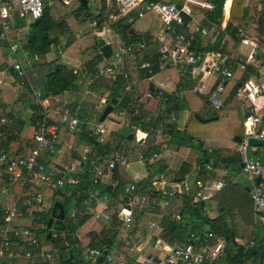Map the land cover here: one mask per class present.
<instances>
[{"label": "built area", "instance_id": "built-area-1", "mask_svg": "<svg viewBox=\"0 0 264 264\" xmlns=\"http://www.w3.org/2000/svg\"><path fill=\"white\" fill-rule=\"evenodd\" d=\"M43 2L44 0H0V46L5 42L8 44L10 51L7 57L11 62L16 82L20 87H30L35 105H44L45 101L42 99V91L29 84L26 63H29L31 59L25 55L22 57L18 55L19 47L9 36L8 31L17 14L20 17L30 15L35 19L40 18L45 8ZM115 2L118 6V13L111 14V20L126 18L128 22H133L136 17H144L148 12H152L162 21L163 31L170 29L174 34L173 43H163L155 60H144L139 64L141 70H146L152 74L155 65H158L160 70L170 65L177 67L181 74L187 71L196 73L195 65L199 64L200 61L203 62V57L196 53L192 48V40L183 31H180L178 26L184 23L185 16L192 17L194 15V7L213 10L215 6L211 1L185 0L182 4L159 0H115ZM232 4L233 0H224L222 5L223 26L212 23L209 28L203 27L200 30L203 36L211 32H218L220 28L225 27L231 14ZM99 13L100 11H96L95 14ZM91 25L97 27L98 19L96 17ZM239 35H241V45L249 48L246 60L238 63L239 69L245 70L247 64L256 59L260 46L257 41L245 33L244 28L239 29ZM64 44H66V40L61 38L60 43L56 45V50L61 56L63 55ZM130 52L131 48L121 46L117 50H112L109 57L105 56L104 60L94 67H89L88 64H80L73 68V71L86 80V87H90L97 79L103 77L110 80H117L120 77L128 78L130 74L124 65V56ZM38 59L39 56L35 54L33 60L37 61ZM203 71V77L200 78L194 91L199 95L206 96L210 106L220 110L225 107L222 99L225 91L224 83L234 76V69L223 63H210L204 66ZM7 76H9L7 70H0V81H3ZM206 76H215L218 80L210 89H206L203 85V79ZM166 87L167 82L164 80L156 82L159 98L165 97ZM236 87L235 98L244 104L248 110L243 121L244 131L239 141L241 166L243 174L246 175L251 184L250 191L256 217L263 224L260 245L264 247V155H250L249 148L251 146L248 143L249 137L264 140V77L261 79L246 78ZM119 115L121 116L122 112ZM173 119H175L174 116ZM13 121L12 115L0 110V125L12 124ZM61 122H66L71 130L78 128L77 120L70 118L67 113L62 115ZM60 123H48L46 120L37 122L31 137L34 145L27 155H12L1 144L0 137V168L4 169L9 183L17 184L24 191L17 196L15 202L5 204L3 207V224L0 229V264H61L57 259L58 247L54 242L40 245L38 229L41 224L35 220H39L41 215L50 209L47 201L49 196L46 194V190L55 193L57 190L65 189L67 185L76 187L85 179L82 177L83 172L88 174V179L85 180L90 183L88 194L83 201L85 212L97 222L109 223L110 225L116 220L115 229L118 240L128 245L133 243L130 231L136 219L134 207L147 205L148 190L139 191V186L136 183L128 184L125 188L127 199L115 206L109 196L102 193L99 188L104 177L111 175L118 164L128 165L125 153L116 149L119 142L112 137L105 120L88 122L86 127L89 133L94 135L100 144L110 142V158H99L93 155L89 149H83L77 157H72L71 154L75 145L68 143L65 146L67 150L65 160L60 163L53 160L46 161L44 159L45 153L51 156L61 155L59 146L62 145V141L58 134ZM156 156L154 155L150 160L153 161ZM206 169L211 174L216 175L217 178L211 182H205L202 179L197 180V191L194 197L196 200L211 199L216 192L225 188L229 180L233 178L232 167L222 162L211 161L206 164ZM0 192L2 194L9 192L7 184L0 182ZM74 193L81 195L82 191L76 188L68 191L67 194L72 196ZM56 200L62 201L60 198ZM77 212L78 209L75 208L72 216H75ZM155 226L156 223L152 222V227ZM56 236L57 232L54 234V237ZM255 244V241H251L249 245L254 246ZM82 246L84 245L82 244ZM84 247L85 256L90 261L88 264H96L97 259L104 255L98 247L87 245ZM224 249L225 239L213 231H207L203 234L193 233L181 244L166 245L163 251L157 255H145L139 252L130 261L107 253L106 264L213 263L220 258ZM16 260L19 262H13ZM72 264L77 263L73 262Z\"/></svg>", "mask_w": 264, "mask_h": 264}, {"label": "trees", "instance_id": "trees-1", "mask_svg": "<svg viewBox=\"0 0 264 264\" xmlns=\"http://www.w3.org/2000/svg\"><path fill=\"white\" fill-rule=\"evenodd\" d=\"M156 1V0H150ZM169 2L171 0H160ZM214 4L213 10L205 11L203 24L210 27L212 23L220 24L223 17L222 5L224 0H209ZM61 5L56 7L53 5H45L44 13L40 18H33L30 15L20 17L15 15L13 25L9 29V36L17 43L19 47L18 55L22 57L27 56L28 59H33L37 54L41 61H33L30 66L26 63L27 77L29 84L39 88L42 91V99L47 102V106H34L35 113L34 120L41 122L46 120L48 123H60L62 115L65 110L70 107L66 103L65 94L76 91L80 87L79 76L73 71V68L67 64L58 62L57 59L47 61L42 60L48 54L57 52L60 43V37L65 35L66 44L62 49V54L71 58H79L85 54L92 47H97L98 54L88 61L89 67H94L99 64L104 58V54L100 52L99 47L104 43L100 42L97 45L90 46L83 37H78L66 22V5L60 2ZM103 1L102 9L99 14H93L89 4H81L77 11H84L85 17H96L98 19V27L109 20L111 14H117V6H112L107 11ZM254 14L257 21L258 39L264 43V0H233L231 15L223 30L215 36L214 40H209L207 44H202L203 38L200 32H194L190 35L189 25L192 23L191 16H185L184 23L178 26L180 31L186 36L192 37V48L197 54H205L208 52H218L226 58L224 65L234 69V76L231 86L228 87L227 82L224 83L225 91L222 95L223 102L226 98L233 97L237 89L238 80L234 81L236 72L242 71L243 78L248 77L252 71L248 69L241 70L238 68L239 63V48L241 45V35H239V28L244 23H247ZM162 23V21H161ZM163 25V23H162ZM117 37L119 38V45L131 48V52L135 57L136 63L144 60L156 59L159 48L162 46L160 40L153 33L149 32L139 33L135 30L133 22H128L126 18H120L111 24ZM2 50L7 54L10 49L8 44L2 43ZM260 45V44H259ZM62 55V56H63ZM8 68L6 63L0 64V69ZM164 71H171L176 74V88L180 95H171L170 102L173 106H159L155 111L146 110L143 107L128 108L130 114V121L134 125H139L144 132H147L145 142L133 148L132 152H124L121 150V142L116 149L125 153L128 161L143 159L147 161L146 167L148 174L139 182H135L132 178L127 176L124 165L118 164L111 173L112 183L109 186H103V182L99 184L102 193H105L112 198L120 200L121 202L127 199L125 188L128 184L136 183L139 186V191L149 192V199L145 207L135 206V215L144 210L147 206L159 207L163 212L160 218L161 232L157 236L170 245L181 244L187 238L195 234H203L207 231H213L218 236L223 237L225 242L230 246L233 244V249L229 250L228 262L233 264H245V260L250 258H259L260 264H264V247L260 245L259 225L256 221V214L254 211V202L251 197V191L244 183L235 180H229L225 188L213 195V198L219 200V205L222 207V212L218 217L209 218L206 211L205 201L198 200L194 202L195 198L186 193H169L164 188H157L154 184L157 177L161 175L167 176L166 166L160 160L150 161L154 155L160 153L161 145L163 143L173 144L176 149L182 153L187 154L191 149L199 151L197 158L196 180L205 179L206 173H210L206 169V164L214 162H222L225 165L232 167L233 171L239 173L242 171L241 157L239 153V142L236 140L234 144L219 145L218 147H210L208 140L200 137L198 134L189 132L190 123L184 129L177 128L175 123H168V111L178 112L182 109L188 108L190 111L191 120H201L199 116H203V110H212L209 116L210 121L220 117L226 111V108L217 110L210 106L206 96L197 94L194 89L198 78L192 77L189 71L181 74L177 67L166 66ZM146 71V70H144ZM162 71L158 65L154 66V73ZM13 72V70H12ZM147 73V71H146ZM150 78V76L147 74ZM125 79L119 78L117 80H110L105 77L97 79L93 85L103 86L110 90L109 99L118 97L116 94V87ZM151 91L157 95L155 86L151 85ZM175 95V96H174ZM164 98V97H160ZM195 102V106L192 102ZM167 103V101H166ZM115 108H123L117 104ZM168 110V111H167ZM217 117V118H214ZM213 118V119H211ZM243 122V116H242ZM86 133L89 134L87 131ZM92 135V134H91ZM88 137L89 142L94 144L99 154L110 153V142L100 144L97 138L92 135ZM94 155V154H93ZM96 156V155H95ZM88 174L83 172L85 179H88ZM83 180L81 184L76 187L67 185L63 190L55 191L53 198L62 199L65 207L66 217L64 219L66 229L64 232L55 230L53 227L48 228L47 224L51 217V208L41 215L39 220L35 222L41 224L38 229V237L40 245H47L54 242L58 247L57 259L61 264H88L90 261L85 256V247L82 246L78 236L79 229L84 226L88 219L92 216L85 212L83 201L88 194L90 183ZM76 188L81 189L82 194L76 193L68 196V191ZM111 200V198H110ZM160 200L166 202L164 207L159 206ZM77 208L78 212L72 216L73 210ZM116 217V216H115ZM116 219V218H115ZM114 219V220H115ZM116 220L110 226H103L101 230H92L87 233L89 236V243L87 246L98 247L103 253L107 251L109 254L115 246L124 248L125 252L131 257L134 252L132 244L126 245L122 241H117V230L115 229ZM205 226H210L206 230ZM245 227V228H244ZM51 231V236L48 234ZM57 232V236L54 234ZM234 238H241L245 242L238 244L234 242ZM255 241L254 246H250V242ZM72 250V254L70 253ZM96 264H106L107 255L100 256ZM214 263V262H213ZM205 264H208L206 262Z\"/></svg>", "mask_w": 264, "mask_h": 264}, {"label": "crops", "instance_id": "crops-1", "mask_svg": "<svg viewBox=\"0 0 264 264\" xmlns=\"http://www.w3.org/2000/svg\"><path fill=\"white\" fill-rule=\"evenodd\" d=\"M71 1L73 0H61V2H63L66 6L69 5L70 8L68 9V13H72V14L65 15L66 22L70 28L72 26L70 16L74 15L76 17V22L77 21L80 22L82 19H84V16H83L84 11L80 10L76 12V10L81 7V4H85L81 2L82 0H76V3L73 4V6H70L72 5ZM103 1L104 0H87L86 4H89L91 8V12L95 14L96 11L103 10L102 9ZM105 2H106L105 5L107 7L106 11L112 6H115V5L117 6V3L115 2V0H105ZM182 3L184 2L182 1L181 3H178V4H182ZM196 8L198 7H194V14H195ZM148 13L154 14L152 12H148ZM148 13L146 14V16L148 15ZM154 15L156 16V14ZM146 16L136 17L134 19L133 26L135 30L139 33H144L147 31L149 32V30L152 29L153 33L160 40L161 44L173 43L174 34L171 32V30L165 29L163 31L162 23L159 26H157L153 22L152 18L149 19L148 22L143 23L145 27L144 29H139L135 26L134 23L138 19L145 18ZM193 16H192L193 21L189 25L190 35L194 34V32H200V30L203 27H206V25H200V24L197 25L196 17H193ZM94 18L95 17H92V21L94 20ZM110 20L111 19L109 18V20L106 22L110 26L111 35L110 37H108V39L104 38L103 45L109 44L112 50L114 51V50L119 49L122 45H119L120 44L119 38L117 37L115 31L113 30L111 26V24L116 22L117 20L109 23ZM227 21H226V24H227ZM106 22L102 25L101 28H99L97 25L96 28L100 30L99 32L102 33L103 29L106 28L105 27ZM221 24H222V21L219 25ZM240 28H243V27H240ZM220 30L221 28L218 30V32L212 33V36L209 38H205L206 36H203L201 34L203 38L202 44H207V42L210 39L214 40L215 36L220 32ZM244 30H245V33L250 38L257 41V43L259 44L258 39L256 37L255 38L252 37L249 34V31H247L246 29ZM72 31L78 37L80 36L83 37L90 46H94L100 43L92 39L91 35L87 32L81 34L78 31L77 32L74 30ZM187 37L192 40V37L190 36H187ZM61 38L66 40L67 37L65 35H62L60 39ZM113 41L114 42L117 41V45H119L116 49H114L112 45ZM1 46H0V64L6 63L8 68H4L0 70H7L9 72V76H7L3 81H0V110L7 112L8 115H12L14 117V121L12 124L0 125L1 144L12 155H27L34 145L31 137H32V133L34 132L36 123L38 122V121H35L33 117L34 113L36 112L34 109V106L36 105L33 103L32 91H30V87L29 86H26V87L18 86V83L16 82L17 80L15 77V74L12 72L11 62L8 60V57H7L9 52L6 54L2 50ZM102 46L99 47L100 52H102L101 50ZM259 46H260V49L258 51V54L256 55V59L253 62H250L247 64V66H249L248 69L250 70V72L252 71V73L246 78L254 77L257 79H261L264 77V59L260 57L261 45ZM248 51H249L248 47L240 45L239 61L246 60ZM97 54H98L97 47H92L81 57L76 58V59L67 57L64 55L59 56L57 52H52L48 54L42 60L45 59L47 61H51V60L57 59L58 62L65 63L71 68H76L80 64H88V61H90ZM199 55L203 57V62L200 61L199 64L197 63L195 65L196 73H190L192 77L198 78L196 86L199 84L200 78L203 77L204 66L210 63L220 64L226 61V58H224V56H222V54L218 52H208L205 54L201 53ZM33 61H36V60L31 59L30 62L27 64L30 66V64H32ZM37 61H41V58H39ZM140 63H136L135 57L132 54V52L124 56V65L126 66L127 70H129L130 75L128 78L121 77L125 80H123L119 84V86L115 88L116 94L118 97H112L111 99L108 98L110 94V90L105 89V87L103 86H97V85H91L90 87H86V80L83 77H79L80 87L77 88L76 91L68 92L65 94L66 103L70 107H68L64 112V113H67L70 118L77 120L78 128L71 130L68 128V124L66 122L60 123V131L58 134L62 141V145L59 146V150L61 149V152H60L61 155L51 156L50 154L45 153L44 159L46 161L53 160L55 162L60 163L63 160H65L66 155H67L65 154L67 153L65 146L68 143H72L75 145V148L73 149L72 154H71L72 157H77L83 149H89L92 152V154L98 156L99 158H107V159L110 158L111 155L109 154H106V155L99 154L96 148L94 147V144L89 142L88 137H90L91 133L89 134L86 133L88 131L86 126L88 122H92V121L96 122V121L101 120L100 117L104 113L107 106L112 103L113 99H115L116 102L112 103L114 105V108L112 112H110L106 117V118H110V123L109 125L108 124L106 125L108 126L109 132L111 133L112 137L117 138V140L121 142V150L124 152H127V151L132 152L135 146H137L138 144L141 145L145 142V139L147 137V132H144L142 128L139 127V125H134L131 123L130 114L127 111V109L131 108L133 110V108L143 107L146 110L155 111L159 106L164 107L167 105V108L168 106L172 107L173 103L169 101L171 95L173 94L180 95V94L178 92V89L176 88L177 87L176 86L177 84L175 81L176 74L173 73L172 70L171 71L167 70V72L162 70L156 73L153 72L152 74H149L148 72L146 73V71L141 70L139 68ZM147 74L152 75V76H150L149 78ZM243 77L244 76H242V71L238 70L236 72L234 81L238 80L237 84H239L242 80L246 79ZM159 80H164L165 82H167V87H166L167 92L164 98H159L156 94H154L151 91V88H150L151 85L155 86L156 88V82ZM203 80H204L203 85L206 89H210L211 86L215 85L218 81L217 77L215 76H206L204 77ZM230 80L231 79H228L225 81V84L229 81L227 83L228 87L231 86L233 83V80L232 81ZM117 104H119L123 108V110H121L120 108L118 109L115 108ZM192 105L195 106L194 101L192 102ZM44 106H47V102H44ZM244 106H245L244 104H242L239 100L235 98V95L233 97H230V98L228 97L225 99V108L229 109V108L235 107L238 110H240L243 116V121L245 117ZM120 112H122L121 116L119 115ZM203 113L207 114V110L205 111L203 110ZM173 116L175 117V119H173ZM106 118L104 119L105 122H106ZM214 118H217V117H214ZM200 120L203 123L210 121L209 116L207 117L205 115L200 116ZM167 122L175 123L178 129L184 130L189 125V123L192 122L189 109L185 108V109L178 111L177 113L168 111ZM243 129H244V124H243ZM243 129H241L242 131L236 137V140L238 142L240 141V138L243 134V131H244ZM261 147H264V145L251 146L250 147L251 152H249V154L252 156L264 155V152L261 151ZM198 157H199V151L197 149H191L187 154H185V153L178 151L175 145L163 143L161 145L160 153L156 156L155 159L160 160L162 164L166 166L167 176L161 175L160 177H157L156 181L154 182L155 186L157 188H164V189L166 186H169L172 188L171 191L167 190V192L169 193H181L182 192V193L191 195L194 198L195 193L197 191V185H196L197 180H196L195 171L197 168L196 166H197ZM155 159L153 161H156ZM136 162H138V164L141 165V169H145L144 166H146L147 161L143 159H139V160L136 159ZM132 165H133V162L128 161V165L125 166L127 174L129 173ZM140 165L138 168L139 170H140ZM145 171L146 172L148 171L147 167ZM242 173H243L242 171H240L239 173H236L232 169L233 178L231 179L235 180V182H238V181L241 182L240 176ZM146 174L142 175V177L140 178L135 176L133 180L135 182H139L141 179L146 177ZM6 177L7 175L4 169L0 168V182L7 184V186L9 187V192L7 194H2L0 192V229L3 224L2 221H3V216H4V212H3L4 205L15 202L17 200V196L21 193H24V191H22L17 184L9 183L8 178ZM216 178H217L216 175H213L211 173L209 174L206 173L205 179H202V180H204L205 182H211ZM110 183H112L111 176L110 175L105 176L103 179V186H109ZM245 186L250 189L251 184L245 183ZM47 194L49 197L53 198V195H54L53 192L48 190ZM110 198L115 206H117L121 202L120 200H117L115 198H112V197ZM197 201L198 200H196L195 198L194 202H197ZM158 204H160L159 206L164 207L166 202L164 200H160V203ZM49 205L52 211L54 203H49ZM205 205H206L207 215L209 216V218L218 217L220 213L222 212V207H220L219 200L217 198L212 197L211 199L206 200ZM158 208L159 207L152 206L151 208V206H147L144 210L136 214L135 223L133 225L132 230L130 231V234L133 240L132 246L134 248V252L131 257H129V255L125 252L124 248H119L117 246H115V248L109 254L117 258H122V259L130 261L133 258H135L139 252L145 255H157L163 251V248L166 245H170L168 242L166 243L165 241L157 237L159 233L161 232L160 218L163 215V212ZM256 221L259 225L258 231H259V235L261 238L263 224L261 220L257 217H256ZM88 222H90L89 228H87V230L84 233L90 232L92 231V229L95 230L97 228V225H96L97 223H99L98 225L100 226V230L103 228V226L109 225V223L106 224L103 222H97L93 220V218L88 219ZM152 222L156 223L155 227H152ZM209 227H207L206 230H208ZM117 241H119L118 238H117ZM234 242L241 244V243H244L245 241L241 238H234ZM122 243L128 245L125 242H122ZM233 245L230 246L229 243L225 242V249L223 253L221 254L220 258L217 261H214V263H208V264H233L232 262H228L229 261V258H228L229 250H231V248L233 249ZM259 260H260L259 258L253 257V258L245 260L246 261L245 264H260L261 261ZM13 262H19V261L16 260Z\"/></svg>", "mask_w": 264, "mask_h": 264}, {"label": "rangeland", "instance_id": "rangeland-1", "mask_svg": "<svg viewBox=\"0 0 264 264\" xmlns=\"http://www.w3.org/2000/svg\"><path fill=\"white\" fill-rule=\"evenodd\" d=\"M173 1L177 2V3H181L182 1L184 2V0H173ZM60 2H61V0H44L43 3H45V5L46 4H48V5L54 4L56 7H58L59 5H61ZM71 2H72V5H70V6H73V4L76 3V0H73ZM69 8H70L69 5L66 6L67 10H66L65 15L72 14V13H68ZM76 12H77V10H76ZM204 13H205L204 9L196 8L195 14L193 17H196L197 25H199V24L204 25L203 24ZM83 16H84V19H82L80 22H78V21L76 22V17L74 15L70 16V20H71V24H72V26H71L72 30H74L76 32L78 31L81 34L87 32L91 35L92 39H94L98 42H103L104 38L108 39V37H110L111 30H110V26L107 22L105 24L106 28H104L103 32L101 33V32H99L100 30H98L96 27H92V25H91L92 17H85V15H83ZM255 17L256 16L254 14L252 15V11H251V17L250 18H253V20L250 19L247 23H244L240 27H243L244 29L249 31V34L252 37H254V38L256 37L258 39V29H257L258 24H257ZM151 18L157 26H159L161 24V21L154 14H149V13L145 18L138 19L134 24L137 28L144 29L145 27H144L143 23L148 22L149 19H151ZM112 21L113 20H110L109 23ZM223 24L224 23H222V26H223ZM205 28H209V27L206 26ZM224 28L225 27H222L221 30H223ZM98 34H100V35H98ZM211 36H212V32L209 33L208 35H206L205 38H209ZM258 42L261 45L260 57L262 59H264V43L261 42L259 39H258ZM112 45H113L114 49H116L119 46V45H117V41H115V42L113 41ZM211 112H212V110H210V111L208 110L207 114L203 113V115L208 117L211 115ZM199 119H200V116H199ZM109 123H110V118H106V124L109 125ZM241 129H243L242 113L237 108L232 107V108L226 109V111L224 113H222L219 118L214 119L213 121L203 123V122H200L199 120H192V122L190 123L189 132L192 134H194V133L198 134L200 137L208 140L207 144L210 147H213L214 144H215V146L218 147L221 144H223V145L234 144L236 142L237 135L240 134V132L242 131ZM261 151L264 152V147H261ZM249 152H251V148L249 149ZM132 162H133V165L131 166V169L128 173L129 174L128 176L130 178L133 179V178H135V176L140 178V177H142V175H145L146 173L148 174V171L147 172L145 171L146 166H144L145 169H141V165L138 164V162H136V160H134ZM139 165H140V170L138 169ZM243 173L240 176L241 182L244 184L245 183L250 184V182L247 180L246 175ZM47 191L48 190H46V194H47ZM47 201H48V203H54L55 199L48 197ZM90 222H88L87 224H85L84 226H82L79 229L80 234H78V236L80 238L81 244H83L84 246L89 243V236L87 235L88 232L87 233H84V232L87 230V228H89ZM26 223H28V222L26 221ZM98 224L99 223L96 224L97 228L95 230L99 231L100 226ZM205 227L207 228L209 226H205ZM92 230H94V229H92ZM223 262H225V261H223Z\"/></svg>", "mask_w": 264, "mask_h": 264}, {"label": "water", "instance_id": "water-1", "mask_svg": "<svg viewBox=\"0 0 264 264\" xmlns=\"http://www.w3.org/2000/svg\"><path fill=\"white\" fill-rule=\"evenodd\" d=\"M86 1L87 0H82L81 2L86 4L87 3ZM101 50H102V53L104 54V56L109 57L111 54L112 48L109 44H105L101 47ZM115 102H116V100L113 99L112 103H115ZM112 103L109 104L107 106V108L105 109L104 113L100 117L101 120H104L107 117V115L110 112H112V110L114 108V105ZM244 113H245V115H247V113H248L246 106H244ZM248 143L250 146H260V145H264V140L257 139L255 137H249ZM165 190L171 191L172 188L169 186H166ZM65 217H66V211H65V207H64L63 202L60 200H56L54 202V206H53L52 211H51V217L49 218V220H47L48 221L47 227L51 228L54 226L53 228L55 230L64 232L66 229V224L64 221ZM54 223H55V225H54ZM48 236L49 237L51 236V231L49 232ZM70 253L72 254V250H70ZM105 254H107V251H105Z\"/></svg>", "mask_w": 264, "mask_h": 264}, {"label": "flooded vegetation", "instance_id": "flooded-vegetation-1", "mask_svg": "<svg viewBox=\"0 0 264 264\" xmlns=\"http://www.w3.org/2000/svg\"><path fill=\"white\" fill-rule=\"evenodd\" d=\"M54 227V226H53Z\"/></svg>", "mask_w": 264, "mask_h": 264}]
</instances>
